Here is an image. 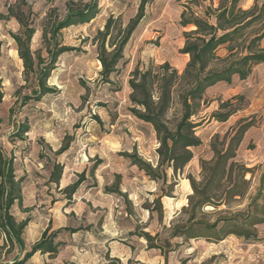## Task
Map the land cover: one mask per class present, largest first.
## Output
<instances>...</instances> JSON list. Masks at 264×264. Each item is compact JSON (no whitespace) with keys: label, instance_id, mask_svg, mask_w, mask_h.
<instances>
[{"label":"rangeland","instance_id":"obj_1","mask_svg":"<svg viewBox=\"0 0 264 264\" xmlns=\"http://www.w3.org/2000/svg\"><path fill=\"white\" fill-rule=\"evenodd\" d=\"M70 1L80 0H25L35 18L32 52L45 56L40 39L42 21L50 13L62 16ZM187 1L156 0L148 5L144 20L125 49L126 63L112 77V84H103L92 39L110 16L118 18L122 27L126 26L136 14L140 0H99V14L94 20L65 29L60 34L62 45L77 51L58 59L47 82L55 92L38 103L30 102L21 107L20 99L28 92L29 85L23 81L22 62L11 38L12 34L20 33V27L6 16L7 8L16 2L0 0L3 94L0 148L13 156L15 175L22 180V206L14 205L11 214L17 221H30L23 233L25 250L39 240L47 227L51 231L65 227L78 230L74 234L62 232L59 235L66 246L57 255L35 256L26 264H264V225L256 229L262 242L249 251L247 243L234 236L219 243L169 238L171 225L184 219L181 209L187 205V196L191 194L186 177L191 175L199 180V160L211 157L209 132L199 134L202 145L193 149L194 159L173 181L172 198L161 199V220L157 205L153 204L159 185L121 156L135 150L145 162H156L157 142L153 131L127 113V80L136 66L143 68L150 63L156 66L168 63L181 74L188 60L179 53L183 46L182 33L190 28L179 26V15ZM217 1L214 0L215 5ZM251 3L253 0L243 2L249 6ZM224 54V50L217 52L219 57ZM219 101L212 106V100L206 97L195 119L206 118L213 109L210 106L215 107ZM253 116L256 124L239 146L236 157L253 169V173L246 176L250 188L238 209L244 208L254 196L259 176L264 171V118L260 114ZM23 121L30 131L21 141L15 134ZM231 127L222 129L228 131ZM65 145L68 150L56 155ZM96 161L101 164L92 177L91 169ZM54 164L63 167L58 185L49 182ZM83 172L84 181L68 201L63 190ZM116 175L121 177L118 189L127 195V200L105 191V187L114 189ZM143 233L153 237L150 244ZM3 244L4 237L0 233V247ZM150 245L162 247V250L149 248ZM17 255V249L9 254L0 249V263H9Z\"/></svg>","mask_w":264,"mask_h":264},{"label":"trees","instance_id":"obj_2","mask_svg":"<svg viewBox=\"0 0 264 264\" xmlns=\"http://www.w3.org/2000/svg\"><path fill=\"white\" fill-rule=\"evenodd\" d=\"M155 1L140 0L136 14L126 26L122 27L118 18L110 16L103 29L96 32L92 43L96 46L103 84H112V77L126 63L125 49L144 20L146 7ZM15 2L7 8L6 16L14 19L20 27V33L12 34L11 38L22 62L23 81L29 85L28 92L20 99V105L24 107L30 102L38 103L55 92L47 82L58 59L77 51L63 46L60 34L65 29L87 25L94 20L99 14V0L70 1L62 16L54 13L45 16L40 37L44 57L31 51L35 18L30 7L25 0ZM243 2L218 0L215 5L214 0H188L182 5L179 15V26L190 28L182 33L183 46L179 53L187 56L188 60L181 74L168 63L157 66L150 63L143 68L136 66L129 73L127 113L153 131L157 142L156 162H145L135 150L121 156L151 182L159 185V193L153 201L159 211V220L162 217L161 199L172 198L173 181L194 158L193 149L202 145L197 136L200 128L210 120L224 123L244 107L242 97L219 101L217 110L211 112L208 118L195 119L203 107L206 90L218 83L230 84L233 77L244 80L254 66L264 64V47H261L264 40V0H254L247 9L243 8ZM25 7L26 11L23 10ZM220 50L225 51L222 57L217 55ZM2 98L0 83V104ZM94 120L100 123L98 117ZM255 124L254 116L241 118L222 136L215 134L211 138L210 159L199 160V180L191 175L186 177L191 194L187 196V205L181 209L184 219L170 227V239L219 243L234 236L247 244L262 242L256 229L264 225V171L259 176L254 196L244 208H237L250 188V180L246 176L253 173V169L236 159L237 151L245 133ZM29 131V125L23 121L18 124L15 137L22 141ZM67 150L65 145L56 155ZM100 164L101 161H96L92 167V177ZM62 170L61 165L54 164L50 184H59ZM120 180V175H116L114 189L105 187V191L127 200V195L118 189ZM83 181L84 172L63 190L68 201ZM21 183V178L15 175L13 156L5 154L0 148V233L4 237L0 249L6 254L18 250V255L5 264H26L37 253L53 257L66 246L59 235L78 231L68 227L51 231L47 227L39 240L25 250L23 233L30 221H17L11 214L14 205L22 206ZM142 236L148 244L153 241L147 233ZM149 248L162 250V247L151 245Z\"/></svg>","mask_w":264,"mask_h":264},{"label":"crops","instance_id":"obj_3","mask_svg":"<svg viewBox=\"0 0 264 264\" xmlns=\"http://www.w3.org/2000/svg\"><path fill=\"white\" fill-rule=\"evenodd\" d=\"M252 4L253 3H251L250 6ZM250 6L243 4L244 9H247ZM261 47H264V40H262L261 42ZM206 97L212 100V106L214 103H217V100L219 99H220V102H224V101L232 100L236 97H242L245 104L241 111L231 116L224 123H218L213 120L206 121L204 125L200 128V130L197 132L198 137H199V134L206 131L210 133L209 138H208V140H210L215 134H222L226 132L227 129H222L224 126L230 127L238 119H241V118H247L255 114H260L264 118V64H259V65L254 66L249 76L244 80H239L237 77H233L230 84L218 83L212 86L211 88L206 90L204 94V99ZM210 108H213L212 111L210 112L216 111L218 108V105H216L215 107L210 106ZM208 116L206 118H208ZM252 129L253 128L249 129L245 133L240 145L243 144L247 134ZM222 130H225V131L222 132ZM246 246L248 247L247 251H249L251 248L258 247L259 244H247ZM35 256H39V258H41V257H45L48 255H40L37 253L34 256H32L30 260L33 259Z\"/></svg>","mask_w":264,"mask_h":264}]
</instances>
